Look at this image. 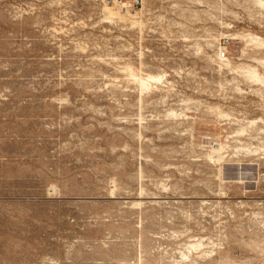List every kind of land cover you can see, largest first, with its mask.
<instances>
[{
  "label": "rangeland",
  "instance_id": "rangeland-1",
  "mask_svg": "<svg viewBox=\"0 0 264 264\" xmlns=\"http://www.w3.org/2000/svg\"><path fill=\"white\" fill-rule=\"evenodd\" d=\"M0 264H264V0H0Z\"/></svg>",
  "mask_w": 264,
  "mask_h": 264
},
{
  "label": "bare ground",
  "instance_id": "bare-ground-1",
  "mask_svg": "<svg viewBox=\"0 0 264 264\" xmlns=\"http://www.w3.org/2000/svg\"><path fill=\"white\" fill-rule=\"evenodd\" d=\"M252 75H253V74H252ZM254 76H255V75H254ZM256 77H257V76H256ZM257 78H258V77H257ZM149 79H151V78H149ZM259 79H260V78H259ZM140 82H141V83H140L141 86L144 87V89H145V88H146V89L148 88V86H147V83H148L147 80L141 78V79H140ZM220 148H221V147H220ZM221 149H222V148H221ZM217 150H218V149H217ZM216 152H217V151H216ZM220 153H221V152H220ZM215 154H216V153H215ZM218 156H219V155H218ZM220 157H221V156H220ZM217 158H218V157H217Z\"/></svg>",
  "mask_w": 264,
  "mask_h": 264
}]
</instances>
